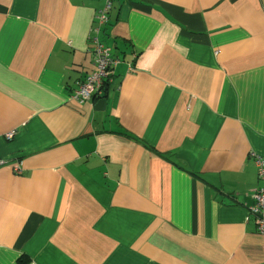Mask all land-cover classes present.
<instances>
[{
    "label": "crops",
    "instance_id": "1",
    "mask_svg": "<svg viewBox=\"0 0 264 264\" xmlns=\"http://www.w3.org/2000/svg\"><path fill=\"white\" fill-rule=\"evenodd\" d=\"M105 2L0 0V264H264V0Z\"/></svg>",
    "mask_w": 264,
    "mask_h": 264
},
{
    "label": "built area",
    "instance_id": "2",
    "mask_svg": "<svg viewBox=\"0 0 264 264\" xmlns=\"http://www.w3.org/2000/svg\"><path fill=\"white\" fill-rule=\"evenodd\" d=\"M111 0H106L104 6L96 12V26L94 31L96 34L100 32L102 26L108 21V12L110 10ZM94 70L86 74L84 78L77 80L73 91L69 98L79 102H85L102 93L103 87L111 80L114 66L118 60L110 54L109 48L104 46L98 39L95 38V46L92 49ZM13 135V131L5 136L9 139ZM255 165L257 167V175L262 182L261 186L255 189L253 195L254 202L249 207V213L253 216V222L257 231L264 235V158H261L255 153ZM21 162L14 167L16 173L21 172Z\"/></svg>",
    "mask_w": 264,
    "mask_h": 264
},
{
    "label": "rangeland",
    "instance_id": "3",
    "mask_svg": "<svg viewBox=\"0 0 264 264\" xmlns=\"http://www.w3.org/2000/svg\"><path fill=\"white\" fill-rule=\"evenodd\" d=\"M73 89H74V88H73ZM72 91H73V90H72ZM72 91H71V92H72Z\"/></svg>",
    "mask_w": 264,
    "mask_h": 264
}]
</instances>
